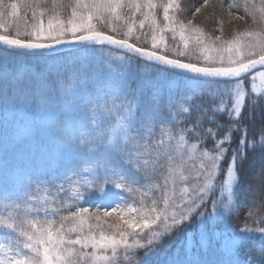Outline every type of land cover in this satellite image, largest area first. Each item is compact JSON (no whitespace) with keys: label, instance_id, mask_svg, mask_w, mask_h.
<instances>
[{"label":"snow or ice","instance_id":"snow-or-ice-1","mask_svg":"<svg viewBox=\"0 0 264 264\" xmlns=\"http://www.w3.org/2000/svg\"><path fill=\"white\" fill-rule=\"evenodd\" d=\"M216 3L225 9L224 0ZM46 4H24L33 22L21 27L7 23L21 4L0 0L5 112L14 90L30 114L16 143L46 127L57 145L28 162L10 160L5 147L0 264H148L165 239L193 222L223 227L172 264H251L252 252L264 264V166L252 175L243 170L249 151L264 154V71H257L264 68V28L225 40L221 19L220 34L208 36L195 19L213 0L186 22L181 0ZM241 7L264 24V0H229L228 17L244 19L235 14ZM146 22L147 48L132 42ZM62 56L45 78L17 73L8 80L17 57ZM241 206L245 218L234 225ZM213 246L216 258L206 260L203 251Z\"/></svg>","mask_w":264,"mask_h":264},{"label":"trees","instance_id":"trees-1","mask_svg":"<svg viewBox=\"0 0 264 264\" xmlns=\"http://www.w3.org/2000/svg\"><path fill=\"white\" fill-rule=\"evenodd\" d=\"M5 2H10V0H5ZM19 4H21L20 12L15 18H8L7 23L9 24H17L19 23L21 27L24 26V20L27 19L28 24H31L32 21V13L31 11H26L23 7L24 4L31 2V0H16ZM71 0H64V3H70ZM155 2L160 3L161 0H155ZM203 0H181L182 6L186 9L183 13L179 14L180 19L187 21V19L191 18V13L194 11L195 7L200 6ZM229 0H224L225 9ZM243 0H241V3ZM256 4H260L261 0H254ZM52 0H47L46 8L51 7ZM214 7H210L208 9L202 10L200 14L196 16L195 23L200 25L205 33L208 36H216L220 34V26L218 21L223 20V39L231 40L233 39L236 33H243L245 31H254L260 30L264 28V24L253 23L252 18L250 16H245L244 9L241 7L238 11H236L237 16H244V19H235L229 18L225 9L219 7L216 0H213ZM10 11V9L8 10ZM209 19H205L209 13H213ZM169 14H172L170 10ZM70 15V9L65 8L62 13V18L66 19ZM156 17L157 22L163 26V9H156ZM141 19L139 14L136 16L137 22ZM44 22L47 23V13L44 17ZM137 35L140 36V41L137 42L135 38H133L132 42L138 43L140 47H150V37L151 31L149 28V22L145 23V27L143 30L137 27L136 29ZM0 34H4L0 32ZM14 35V31H9V33ZM147 34V36H145ZM167 38L169 46L173 44L171 39V33H164ZM120 38V37H118ZM242 43H246L250 38L242 37ZM182 46V45H181ZM193 46L192 41L189 42V47ZM171 55V53H169ZM66 57H56V58H48L47 60L36 61L27 57H17L13 60L11 64L8 66V80L11 83H14L12 79L15 74H22L25 79H34L36 77L45 78L48 76L50 71L49 65H53L60 61H63ZM184 59V58H182ZM193 62H197L193 60ZM139 63V62H137ZM5 83V76L3 69H0V163L3 162L5 158V147L7 146V156L10 160H21L23 162H28L34 158L40 156H47L55 152L57 145L54 137V133L51 132L48 128L42 127L35 136L30 139L23 140L21 143H16V135L17 132L22 130L23 127L27 124L30 114L26 112L24 101L22 96L17 94L14 90L9 92L8 101H7V113L5 112V99L3 92V85ZM50 87V85H49ZM247 89V88H246ZM262 109L257 108V120L256 126L258 127L261 123L259 118V114ZM251 133V127L249 129ZM235 139H239V136L236 135ZM249 139H251V135H249ZM262 166H264V154H262L259 150L252 152L249 151L247 153V160L243 164L244 173L247 175H252L256 173ZM247 184V180L245 182ZM246 208L243 206L240 207V212L238 216H234L231 219V223L234 225H240L243 219L245 218L244 213ZM223 225H208L207 227L197 225L195 222L186 226L182 231L172 235L171 237L164 240L163 244L160 245L158 251L151 256L148 261V264H172V261L177 257H182L186 252L190 255V248L195 243L198 249V242L200 241L202 236L211 235V233L215 232L218 228H222ZM258 247V245L256 246ZM91 251V249H89ZM138 255H143V253H139ZM204 258L206 260H214L216 258L215 247L205 248L203 251ZM249 260L251 264H260L261 257L258 252H252L249 255Z\"/></svg>","mask_w":264,"mask_h":264},{"label":"rangeland","instance_id":"rangeland-1","mask_svg":"<svg viewBox=\"0 0 264 264\" xmlns=\"http://www.w3.org/2000/svg\"><path fill=\"white\" fill-rule=\"evenodd\" d=\"M258 84H259V82H258ZM245 87L249 90V91H251V89H250V81L249 80H245Z\"/></svg>","mask_w":264,"mask_h":264},{"label":"water","instance_id":"water-1","mask_svg":"<svg viewBox=\"0 0 264 264\" xmlns=\"http://www.w3.org/2000/svg\"><path fill=\"white\" fill-rule=\"evenodd\" d=\"M0 47H3V46H0ZM263 69H264V68H258L257 71H258V70H263Z\"/></svg>","mask_w":264,"mask_h":264}]
</instances>
